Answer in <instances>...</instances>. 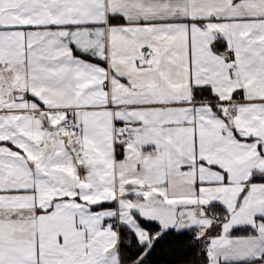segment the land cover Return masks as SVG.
<instances>
[{"label": "snow or ice", "instance_id": "6c2138e0", "mask_svg": "<svg viewBox=\"0 0 264 264\" xmlns=\"http://www.w3.org/2000/svg\"><path fill=\"white\" fill-rule=\"evenodd\" d=\"M0 264H264V0H0Z\"/></svg>", "mask_w": 264, "mask_h": 264}]
</instances>
